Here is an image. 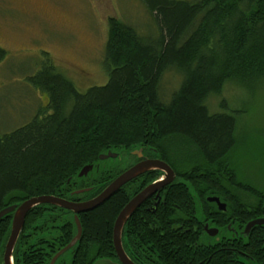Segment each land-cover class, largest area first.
I'll use <instances>...</instances> for the list:
<instances>
[{"label":"trees","instance_id":"1","mask_svg":"<svg viewBox=\"0 0 264 264\" xmlns=\"http://www.w3.org/2000/svg\"><path fill=\"white\" fill-rule=\"evenodd\" d=\"M142 1L157 22L158 37H145L132 25L109 17L105 85L79 91L44 54L48 63L28 79L49 97L48 107H40L20 127L0 133V211L42 195L92 198L122 170L115 164L103 165L106 161L99 155L138 148L167 161L176 172V185L169 187V205H160L156 212L146 206L127 222L126 228L138 234L136 239L124 238L128 245L142 249L155 244L166 264H199L203 259V264H244L242 259L264 264V226H255L244 243L235 242L238 250L219 249L209 261V256L203 257V245H196L198 223L190 220L191 225L177 229L168 219L169 207L181 208L191 219L198 208L194 199L208 211L201 201L206 198L199 193L202 185L206 192L231 202V212L242 226L264 217V188L237 179L231 160L240 135L237 113L225 104V110L216 112L208 105L209 97L220 94L229 82L241 90L264 83V0ZM6 55L0 47V62ZM170 70L178 71L182 80L165 102L160 90ZM86 165L94 168L80 177ZM161 174L159 170L143 174L100 207L79 214L82 238L69 250L70 262L61 256L55 264H93L112 257L117 215L138 184L142 188ZM88 187L93 190L75 193ZM188 191L196 194L191 197ZM12 219L9 214L0 222V264ZM76 234L73 212L38 205L26 217L14 262L50 264ZM53 242L54 249L48 244ZM154 257L160 260L159 255Z\"/></svg>","mask_w":264,"mask_h":264},{"label":"rangeland","instance_id":"2","mask_svg":"<svg viewBox=\"0 0 264 264\" xmlns=\"http://www.w3.org/2000/svg\"><path fill=\"white\" fill-rule=\"evenodd\" d=\"M111 16L145 37H158L157 22L142 0H0V47L7 52L0 62V133L20 127L40 107H48L49 97L28 79L48 63L45 53L81 92L108 82L105 47ZM181 80L176 70L165 74L163 101L170 100ZM224 104L239 120L238 145L231 155L236 178L264 188V83L251 90L227 83L208 99L213 112L225 110ZM116 163L113 159L103 165ZM65 254L70 256L69 251Z\"/></svg>","mask_w":264,"mask_h":264},{"label":"flooded vegetation","instance_id":"3","mask_svg":"<svg viewBox=\"0 0 264 264\" xmlns=\"http://www.w3.org/2000/svg\"><path fill=\"white\" fill-rule=\"evenodd\" d=\"M136 149L137 148L132 149L131 151L130 150L129 151H123L122 154H120L118 156V158L120 159V161L117 159V163L115 165H117L118 167H120V169L122 168V170H121V172L116 177H118L126 169L130 168L131 166L135 165L136 163H139V162H141L143 160H146V159H152V158H154L153 156H150V154L147 151H145V150L142 152L143 153V156H139L138 154H135ZM108 160H106V161H108ZM152 171H155V170H152ZM149 172H151V171H148L146 173H149ZM146 173H143V174H146ZM163 174L164 173L162 172V174L160 175V177L157 178L156 180L161 179V177L163 176ZM142 175H140L138 178H141ZM138 178H136L133 181L127 183L126 185H128V184H130L132 182H135ZM156 180H154V182ZM173 182L174 181H172L171 183L165 185L163 188L158 189V191H156L155 193H153L149 197H147L146 200L143 201L141 203V205L135 209V211L129 217L128 221L131 220V218L133 216H135L136 213H138V212L141 213L146 208V206H149L148 209L150 211L156 212V211H158L160 205H162V207H164V208L167 205H169V203L167 202V196L169 194V189H170L169 187H175V185H176V183L173 184ZM107 185L104 186V188L101 190V192L107 187ZM126 185H124L116 194H118L122 189L124 190L125 189L124 187H126ZM134 185H137V184H134ZM148 185L149 184H147V185L143 186L142 188H140L141 185L138 184L137 185V187H138L137 192L131 195V197L129 198V200L127 201V203L134 196H136L139 192L143 191V189L146 188ZM205 187H206L205 185H202L201 188L199 189V193H200L201 196H205L206 200H204V198H203V200H201V201L204 202L203 203L204 207L207 205L208 211H206L205 209L203 211V209L200 208L199 200L198 199H194L192 202L194 204H197L198 203V205H197L198 208L197 207H194V216L191 217V219L187 220L185 218L184 212H183V210L181 208L174 209L172 207H169L171 209L169 211V217H168V219H169L170 222H175V224L177 225V229H182L186 225V223H188V224L191 225L192 223L190 222V220L196 221L198 223L196 225V229L194 230V232L198 233L196 245H198V246L203 245V248L202 249H204L207 252V253L204 252L205 255L203 257L209 256V261H211L213 259L212 258V255L214 253H217L219 249L220 250H223V251H227L228 253H230L231 251L238 250L235 247V242H242V243H244L243 242L244 241L243 240L244 237H247L248 238L250 236V234L252 233V230L253 229L249 233H245V228H246V225L249 222H251L252 220H254V219L249 220L248 222L244 223V226H242L241 225V222L242 221H240L239 217H236L234 215V213L231 212V210H232L231 209L232 207L230 206V203L231 202L229 200L228 201L227 200H222L218 196H216L214 194H211L209 192H206L205 190H203V188H205ZM84 189H88V192H91L93 190L91 187L90 188L89 187L88 188H84ZM79 190H81V189H79ZM101 192H99V193H101ZM82 193H84V192H82ZM82 193H78V194H82ZM172 194H173V192H172ZM189 194L192 197L196 193L191 191V193L189 192ZM57 197H60V196H57ZM94 197H96V195ZM61 198H64V197H61ZM92 198H88L86 200H71V201L81 202V201H88V200H90ZM213 198H219L220 202L223 203V204H225V206H226L225 209H221L220 206H219V203L217 201H215V200H212ZM67 200H69V199H67ZM205 201H207L208 204H206ZM22 202H24V201H22ZM47 204H49V203H47ZM49 205H52L54 207L57 206L55 204H49ZM100 206H98V207H100ZM57 207H60V206H57ZM98 207H96V208H98ZM96 208H94V209H96ZM262 208L264 210V206H262ZM63 209H65V208H63ZM94 209H92V210H94ZM92 210H89V211H92ZM89 211H87V212H89ZM87 212H82V213H87ZM79 214H81V213H79ZM78 217H79V215H78ZM258 218H264V217H258ZM116 219H117V217H116ZM127 222H126V224H127ZM126 224H125V226L123 228V231H122V240H121V244H122V247H123V250H124L123 251L124 258H122L118 254V252H117V250L115 248L114 241H113V245H114V255L112 257H110V258H103V259L110 260L113 264H166V262L162 258V255H161L162 252L159 250V248L157 246H155V244H154V246H152L151 244H149L146 247H143L142 249L140 248L141 246H138L137 247V246H134V245H128L125 242L124 238H128L129 236H131L133 239H136L134 234H137V233H136V231H133V230L130 231L131 228H128L127 229L126 228ZM261 226H264V225H261ZM113 229H114V227H113ZM82 234H83V232H82ZM70 243L71 242H69L67 245H69ZM48 244L49 245H52V248H53L54 242L53 243H48ZM66 246H64L63 248H61L58 252H60ZM198 246H196V251H199V249H200ZM5 248H6V245H5ZM263 248H264V245L262 246V249ZM72 249L70 248V249H68V251L69 250H72ZM4 252H5V249H4ZM65 253L62 255L63 258H65L67 262L68 261L70 262V256L69 257L68 256L65 257V255H66ZM154 255H159L160 260H157L154 257ZM245 255L248 256L247 254H245ZM240 256H243V255H240ZM3 258H4V255H3ZM193 258L194 259L199 258V256L197 255L196 252H195V255H194ZM244 260L245 259H242L241 261H243L244 264L245 263H248L249 264V262H246ZM13 261H14V253H13ZM96 261H98V260H95L93 262V264ZM203 262H204V259L201 262H199V264H203ZM3 264H4V262H3ZM14 264H15V262H14ZM50 264H51V262H50Z\"/></svg>","mask_w":264,"mask_h":264},{"label":"water","instance_id":"4","mask_svg":"<svg viewBox=\"0 0 264 264\" xmlns=\"http://www.w3.org/2000/svg\"><path fill=\"white\" fill-rule=\"evenodd\" d=\"M138 149V148H137ZM121 154V152H112L109 151L106 154H102L100 156L101 160H106L109 158H116ZM135 154H138L139 156H142V151L138 150L135 151ZM93 169L92 165L86 166L81 172L80 177L87 176L89 172ZM149 170H159L160 172L164 173V177L162 179H159L158 181H155L151 184H149L146 188L143 189L142 192H139L136 196H134L128 204L124 206V208L121 210L119 215L117 216V219L115 220L114 224V234H113V241L115 244V248L120 256H124V253L122 251V229L124 228L126 222L128 221L130 217V213L136 208L141 205L143 201L146 200V198L149 196V193H155L158 191L159 188H163L165 185L171 183V181L175 178V172L171 168V166L164 160L161 159H146L139 163H136L135 165L131 166L130 168L126 169L123 173H121L118 177L113 179L107 187L96 197H93L92 199L88 201H81V202H74L71 200H67L60 197L55 196H37L33 197L31 199H28L20 204H14L7 206L3 210L0 211V222L2 219L9 215H13L12 219V225H11V232L10 236L8 238L5 253H4V264H14L13 263V253L14 249L16 247V244L18 242V239L23 231L26 217L28 213L36 206L41 204H55L57 206H60L61 208H65L71 212H73L74 219L76 222L77 227V234L71 241V243L62 249L60 252L56 254V256L53 257L51 264H55L56 261L65 253L68 251V249L74 247L77 245L82 237V224L78 217L79 213L87 212L89 210H92L100 205H102L105 201L110 199L113 195H115L124 185L127 183L133 181L134 179L138 178L141 173H144L145 171ZM88 191V189H81L75 191V193H82ZM212 200H215L219 203V206L221 209H225V204L221 203L219 198H213ZM256 225H264V218H258L251 222H249L246 225L245 233H249L251 229ZM207 226V225H206ZM94 264H113L110 260L107 259H101L96 261Z\"/></svg>","mask_w":264,"mask_h":264},{"label":"bare ground","instance_id":"5","mask_svg":"<svg viewBox=\"0 0 264 264\" xmlns=\"http://www.w3.org/2000/svg\"><path fill=\"white\" fill-rule=\"evenodd\" d=\"M123 151H125V150H123ZM136 151H137V150H136ZM141 151L143 152L142 149H141ZM108 152H109V151H108ZM108 152H107V153H108ZM103 154H106V153H103ZM121 154H122V152H121ZM101 155H102V154L99 155V158H100ZM142 156H143V153H142ZM110 159H112V160H113V159H118V160L120 161V159H119L118 157H116V158H109V160H110ZM152 159H161V158H152ZM100 160H101V159H100ZM106 160H108V159H106ZM106 160H101V161H106ZM161 160H163V159H161ZM119 161H118V162H119ZM164 161H165V160H164ZM166 162H167V161H166ZM167 163H168V162H167ZM168 164H169V163H168ZM169 165H170V164H169ZM86 166H89V165H86ZM86 166H84V167L82 168V170H83ZM92 166H93V165H92ZM170 166H171V165H170ZM93 168H94V166H93ZM171 168L173 169L172 166H171ZM82 170H81V171H82ZM92 170H93V169H92ZM92 170H91V171H92ZM173 170H174V169H173ZM81 171H80V172H81ZM91 171H90V172H91ZM149 171H152V170H149ZM90 172H89V173H90ZM147 172H148V171H147ZM174 172H175V170H174ZM144 173H146V171H145ZM79 174H80V173H79ZM141 174H143V173H141ZM79 176H80V175H79ZM163 177H164V174H163V176L161 177V179H162ZM175 177H176V172H175ZM174 180H175V178H174L172 181H174ZM156 181H158V180H156ZM172 181H171V182H172ZM161 188H162V187H161ZM159 189H160V188H159ZM141 192H142V191H141ZM151 194H153V193H151ZM151 194L149 193V196H150ZM42 196H53V195H42ZM149 196H148V197H149ZM55 197H57V196H55ZM32 198H33V197H32ZM60 198H61V197H60ZM30 199H31V198H30ZM64 199H65V198H64ZM27 200H28V199H27ZM25 201H26V200H25ZM129 202H130V201H129ZM129 202H128V203H129ZM22 203H23V202H22ZM128 203H127V204H128ZM49 204H51V203H49ZM136 208H137V207H136ZM136 208H135V209H136ZM3 209H4V208H3ZM3 209H2V210H3ZM135 209L130 213V216H131L132 213L135 211ZM78 215H79V214H78ZM256 219H258V218H256ZM254 220H255V219H254ZM252 221H253V220H252ZM114 224H115V223H114ZM256 226H257V225H256ZM254 227H255V226H254ZM254 227H253V228H254ZM253 228H252V229H253ZM252 229H251V230H252ZM122 231H123V229H122ZM122 231H121V233H122ZM82 232H83V231H82ZM113 234H114V231H113ZM81 238H82V237H81ZM80 240H81V239H80ZM76 244H77V243H76ZM121 245H122V244H121ZM67 246H68V245H67ZM67 246H66V247H67ZM75 246H76V245H75ZM75 246H74V247H75ZM74 247H72V248H74ZM72 248H71V249H72ZM122 251H124V250H123V247H122ZM4 253H5V252H4ZM55 256H56V255H55ZM121 257L124 258V256H121ZM3 262H4V258H3ZM13 263H14V261H13Z\"/></svg>","mask_w":264,"mask_h":264}]
</instances>
